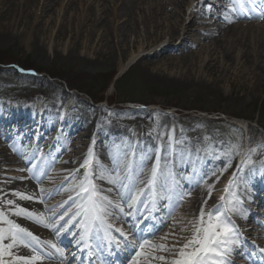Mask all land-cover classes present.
Returning <instances> with one entry per match:
<instances>
[{"label":"bare ground","instance_id":"obj_1","mask_svg":"<svg viewBox=\"0 0 264 264\" xmlns=\"http://www.w3.org/2000/svg\"><path fill=\"white\" fill-rule=\"evenodd\" d=\"M66 1L68 9L73 6L75 0ZM113 1L111 9L107 12L103 6L92 10L90 0H81L83 7L81 21L77 24L66 25V48L70 52L79 50L85 54L92 52L96 58L107 54L113 55L116 59L118 74L124 73L136 61L142 62L145 68L154 65L151 72L156 78L168 79L173 83H182L191 78L193 64H198L197 76L205 77L214 84L227 83L230 87L235 86L246 96L251 94L255 88L258 89L264 85V19L260 18L264 14L263 0H212L214 5L202 0ZM47 2L48 0L41 1L43 9L47 7ZM225 4L228 6H224ZM222 7L228 9V12L221 11ZM212 11L218 13L215 19H209ZM191 37H194L193 41L190 40ZM234 49L236 50L233 51ZM128 51H130L129 54ZM161 53L166 55L160 57ZM174 68L177 69L174 74L168 73ZM71 107V103L59 101L51 109L42 110L40 105L32 107L9 106L5 101L0 100V131L6 138V141L0 142V144L8 146V149L0 147V213L3 214L5 220L13 221L32 232L41 241L40 245L45 247H50L51 244L58 245L56 249L52 248L53 253L50 254V257L54 259L53 263L45 261L44 254L39 255L38 246L31 240L28 243L32 247L16 245L12 249L14 256L32 257L38 255L41 259L37 260L35 264H65L70 251L76 255L81 253L83 241L79 240L88 235L86 232L81 235V228L76 226V221L79 219L77 218L74 227L71 226L74 228L71 239L74 244H78V242L80 244L77 245V249L71 250L66 248L68 240L65 243L61 242L62 234L47 238V234L42 235L43 224L35 222L34 219L30 220L14 214L18 208H24L31 213L42 214L46 224L51 221V218L45 214L44 205L41 204L44 191L50 189L48 184L44 186H34L30 182L15 184L10 179L19 178L18 174L2 173V170L15 172L17 169L12 164L16 161L26 165L32 173L36 170L40 172L43 169L42 166L39 167L42 162L49 163L53 160L58 162L56 164L58 173L63 174L67 180L52 191L63 187L60 195L62 196L61 205L72 208L76 207L78 200H81L79 198L85 195L83 193L76 198L67 200L70 197L71 189L83 182V177L87 172L91 183L96 185L97 191L112 201V205H108L107 208L111 207L118 211L120 223H126V220L129 224L128 227L133 228L137 220L145 219L144 223L139 225L138 230L134 231L137 247L140 242L147 241L145 246L164 245L167 248L168 244L164 240L170 239L166 235L170 231L167 229L171 228H161L158 232L157 230L162 226L164 214L166 211H172L177 200L168 193L165 183L173 180V170H181V168L186 171L185 175H187L183 176L186 181H189L190 178L191 181L194 180L193 176H195L196 170L193 169V166H198L200 161V175H197L196 178L217 170L216 174L202 178L203 181L201 180L197 186L193 185L194 182L190 184L187 182L179 188L177 192H185L184 196L189 199V209H184L180 214L182 216L180 219L183 221L181 223L170 222L167 219L169 224H181V226L175 225L177 229H172V236L178 238L177 242L183 245L191 237L192 221L199 217L201 209L205 213L208 212V206L221 198L220 195L225 186H218L217 183L222 180L221 176L227 167L219 166L220 160L212 157L205 149H200L196 140L190 138L181 144L178 137H173L167 116L155 115L154 124L147 131L139 129L136 125L119 127L107 122L99 127L88 129L83 124L84 116L67 120L71 114ZM61 111H63V118L60 121V129H51L52 124L57 121V114ZM94 113L97 116L98 110ZM34 116L38 120L35 118L32 123L26 122ZM101 119L99 116L97 120L101 121ZM240 125L245 126L243 122ZM73 132L75 133L72 139L76 143L68 149L67 145L63 146V143ZM59 149L62 154L55 158ZM39 151L40 153H38ZM90 152L92 153L91 157L88 155ZM147 152L158 154L159 168L153 188L156 192L157 188L160 191L158 200H154L153 207L148 210H146V203L149 199L146 198V193L151 189L147 178L152 174L151 169L154 166V161L148 160ZM87 156L93 159L92 170L78 169L76 164ZM59 158H61L60 161H58ZM242 162L239 164L238 169L240 170L231 180V187L230 185L228 187L230 192L225 197V210L229 207L230 201H235V197H240V194L243 193L242 189L245 183L255 190L253 194L256 196L253 195L250 203L259 205L264 210V200L261 198L264 195L259 197V194H256L259 185L264 182V169H258L256 173H252L251 169L258 166V159L247 164ZM93 172L102 175L103 179L96 178ZM216 189H221V191L217 195H212ZM141 190L143 192L134 205V213L126 215L129 206L127 209L115 205L120 203L129 205L127 196ZM209 191H211V198H209ZM15 193L34 197V199H20ZM50 193L52 192L49 191L48 195ZM9 200L13 203L8 204ZM161 201L163 202L162 207L165 206L166 211L157 210L156 204ZM206 201L209 202L208 205H205ZM80 208L81 206L70 214L68 219L71 221L76 219V213ZM238 208L237 213L230 212V214L236 219L234 223L238 229L239 240L244 241L251 235L250 229H253V225L250 221L254 218L242 214L240 203ZM247 217H250V221ZM261 217L264 218V211ZM0 227L7 228L8 225L0 222ZM145 230L148 233H145ZM88 236V245L92 246L89 249L93 250L100 241L99 231L94 229ZM154 237H159L161 240L151 242ZM58 239H61L60 243ZM10 242V239L4 241L5 244ZM259 244L264 252V241ZM237 250L235 248L234 251ZM157 251V254L142 251L141 255H135L126 263L132 264V261L135 260L137 264H170L166 259L164 261L141 260L148 256L150 258L153 256L167 258L166 255L170 252ZM130 253L128 251V254ZM160 253L165 255H160ZM238 254L240 253L238 252ZM95 256L98 254L93 256L90 253L89 257L93 259ZM4 259L8 261L14 257L5 256ZM124 260L125 256L120 258L116 264H125ZM229 261L237 263L232 259Z\"/></svg>","mask_w":264,"mask_h":264},{"label":"rangeland","instance_id":"obj_2","mask_svg":"<svg viewBox=\"0 0 264 264\" xmlns=\"http://www.w3.org/2000/svg\"><path fill=\"white\" fill-rule=\"evenodd\" d=\"M41 1L42 0H0V51L10 53L14 59L13 62L15 63L23 62L25 60L30 61V63L34 65V68L32 69L35 70V72L30 75L39 78L45 77L47 80L51 79L44 72L45 69H49L51 72L59 70L61 72L66 71L70 72L72 75L73 73H78L80 74L79 76L83 75L84 77L115 74L114 80L120 79L128 72L130 75L124 81V83H126L124 87L126 89L124 90L125 96L117 94L114 91V88L110 86L104 95V100L101 103H93L89 97L70 91L67 87L61 84L56 86L57 90L55 92H49L39 88L20 86L11 80L0 78V100L5 101L9 106L24 105L26 107H32L40 105L42 110L51 109V107L59 101L68 104L71 103V114L67 117V120L84 116L83 124L84 127H87L88 129L99 127L107 122L119 127L136 125L139 129L147 131L152 128L155 115L167 116L169 119V128L172 131L173 137H178V141L181 144L192 138L198 142L200 149H205L212 157L220 160V163L218 164L219 166L224 165L227 167V170L221 176L222 180L217 183L218 186H225L224 191L220 195L221 198L224 197V199L222 200L220 198L216 203L208 206L209 210L206 214L215 213L216 209L221 205L224 206L221 208V211L226 212V202H224L225 197L228 192H230L228 187L232 178L238 171L239 164H241L243 160L247 161L249 158L251 162L258 159V166L251 169L252 173H256L258 169H264V136L262 135L264 131L260 128H264V119L262 120L259 115V105L262 104V106H264V85L258 89L255 88L251 94L246 96L235 86L230 87L227 83L214 84L208 81L205 77L201 78V76H197L196 69L199 66L198 64H193L194 69L191 71L192 77L182 83H173L168 79L164 80L156 78L155 75H153V72H151L154 65L145 68L140 61H136L124 73L118 74L115 56L107 54L96 58L92 52L87 54L83 53L81 50L70 52L66 48V25L69 23L77 24L83 17L81 0H75L73 6L68 9L66 8V0H48L45 9L42 8ZM202 1H207L214 5L212 0ZM90 2L92 3V10L103 6L107 12L111 9V3H114L113 0H98V3L97 0H90ZM224 6L228 5L225 4ZM85 8L86 7L84 6V9ZM194 10L196 11V9ZM221 11L228 12V9L222 7ZM217 15V12L212 11L209 15V19H215ZM190 40L193 41L194 37H191ZM235 50L236 49L233 51ZM129 53L130 51H128V54ZM233 53L235 54V52ZM163 55L166 54L161 53L159 56L162 57ZM176 70L177 69L174 68L168 73L174 74ZM122 97L130 99L129 102H126L127 104L122 105L123 108L145 110L146 113L125 112L120 116L113 113L112 109L115 106L114 103L117 101L121 102ZM148 103L149 105L143 106V104L145 105ZM97 110L98 115L96 116L94 112ZM62 112L63 111L57 114V121L52 124L51 129H60V121L63 118ZM99 116L102 118L101 121L97 120ZM35 118L36 116L26 122L32 123L35 120H38V118ZM242 122L245 126L240 125ZM246 124L257 129L259 127L260 130L258 129L257 134L255 133L254 136H251L248 128H246ZM75 132L70 134L65 140V143H63V146L65 144L69 149L71 148V145L76 143L72 139ZM5 141L6 138L4 137V134H2V131H0V142L3 143ZM0 147L8 149V146L3 144H0ZM57 152L55 158H58V156H61L62 154L61 149ZM244 152L245 154L243 155ZM38 153H40V151ZM147 154L149 155L148 160L154 161L153 168L156 167L158 154L156 152H147ZM72 156L75 157L76 155ZM86 158L89 157L87 156L85 159ZM13 159L16 161L15 158ZM85 159L76 164L78 169H82L81 165ZM60 160L61 158L58 159V161ZM44 163L45 162H42L39 166L43 167L40 172L39 170H36L33 173L30 172L27 166L23 165L20 161H16L12 164V166L17 169L15 172L2 170L3 174H18L17 176H20L17 179L8 178L15 184L30 182V184L34 186H44L45 184L50 186L49 191L52 193L48 195L49 191H44V197L41 204L44 205L43 209L45 214L51 218V221L48 222V227L44 226L41 228L44 231L42 235L45 236V234H47V238L49 236L53 238L62 234V240L58 239V242L60 243L61 240L62 243H65L66 240H68L69 242L67 243L66 248L74 250V247H76L79 242L78 244L72 242V230L74 228L71 226L75 225L74 222L79 218L78 221H76V226L78 225L79 228H81V235L85 234V228L88 229V235L94 229L99 231L100 241L97 245L98 248L95 252H92V255L99 254L97 250L100 248L101 252L98 256L91 259L90 262V260H87V255L82 256L80 260L78 258L77 261V255L70 251L69 256L66 258V264H107L109 263V260L104 254L110 255V253L111 256L115 254L120 257L125 256L124 263L127 264L128 262L126 263V261H130V259L136 255V252L140 251L139 247L133 248L132 243L133 241L136 242L134 231L139 228V225H142L144 220H137L133 228H130L128 227V221L125 220L126 223H120L118 218L119 214L116 209H112L111 207L107 208V211L110 214L106 217L108 223L111 225L116 224L115 226L112 225V230L109 234L111 242L109 241V238L105 237L102 229L94 227L90 223H86L82 215H77L76 219L73 221L69 220L68 216H70L75 210L79 209L85 201L82 200V198H79L81 200H78V205L74 208L61 205L62 196L60 195L63 187L57 191L52 190L62 185L67 178H64L63 174L58 173V166L56 165L58 162L56 163V161L53 160L49 163H45V165ZM183 169L184 168H181V170H173V180L165 183L168 193L177 200L176 206L172 211L167 212L165 206L162 207V201L156 204L158 211H166L162 226L159 227L157 232L161 228H171L167 229L170 231L169 234L167 233L166 235L170 239L164 240L168 244L169 249H178L182 246L177 242L178 238L172 236V229L175 228V225L181 226V224H177L183 222L180 219V217H182L180 214L184 209L188 210L190 205L188 197L184 196L185 192H177V190L183 187L187 182L189 184L194 182L193 185L197 186L202 178H206L208 175L210 176V174H216L217 171L215 170L210 174L206 173L199 178H196L197 175H200L199 161L198 166H193V169L196 170L195 176H193L194 180L191 181L190 178L189 181H186L183 177L186 171ZM257 177H259V174H257ZM151 178L152 174L147 178L148 182ZM78 186H74L71 189L70 197L67 200L79 196L78 193L80 189ZM220 191L221 189H216L212 192V195H217ZM242 191L243 193L240 194V197L233 196L240 202V206L243 210L242 214L254 218V220L250 221V217H247L248 220L252 222L253 229H250L251 235H249L247 240H239L234 246V248L238 249L237 251L240 254H238L237 251H233L228 258L237 262L230 264H264V252H262V248L259 246V243L264 241V218L261 217L264 210L259 207V205L256 206L255 204L250 203V200L253 199V193H255L253 188L245 183ZM159 192L160 191H158L157 188V192L154 189L149 190V192L146 193V198L149 199L146 203V210L153 207L154 200H158L157 197ZM256 194H259V197L264 195V182L259 185ZM84 195L87 196L88 194L84 193ZM133 195L134 193H130L127 196L129 203H131ZM261 198L264 200V196ZM208 204L209 202L206 201L205 205ZM115 205L128 209V203L127 205H122L121 203ZM134 205L127 210L128 212L126 215L135 212ZM188 214L189 212L187 215ZM227 215L230 216L233 222L236 221L230 212H227ZM115 216H117V218H115ZM61 217L63 218L61 219ZM167 219L170 222L175 221L177 223H175V225L169 224ZM68 220L71 222L69 223ZM116 229H122L123 232L127 234V241H125L124 237L121 236ZM144 232L148 233L146 230ZM88 235L87 237H81V239H84V242H88ZM152 239L151 242H156L160 238L154 237ZM117 241L119 242L118 244ZM37 246L40 250L39 255L41 256L44 254V260L53 263L54 259L50 257V254L53 253L52 248L40 244ZM56 247H58V245ZM104 248L107 249L106 252L103 251ZM128 251L131 253L128 254ZM143 252L153 254L158 253L157 250L148 246H145ZM160 255L165 254L160 253ZM166 256L168 262L175 258L174 253L171 251ZM144 259L151 258L148 256L141 260ZM115 263L116 262H114V264Z\"/></svg>","mask_w":264,"mask_h":264},{"label":"snow or ice","instance_id":"obj_3","mask_svg":"<svg viewBox=\"0 0 264 264\" xmlns=\"http://www.w3.org/2000/svg\"><path fill=\"white\" fill-rule=\"evenodd\" d=\"M261 19H264V14L261 15ZM89 157L92 156L90 152ZM243 164L251 163L250 158L247 161H243ZM93 159L86 158L81 167L92 170ZM159 168V160H157V167L152 169V178L148 182L149 188L154 190L153 185L156 182V177ZM240 169H238L239 171ZM96 178L103 179L102 175H98L97 172H93ZM113 183L115 181H112ZM79 193H87V196H81L82 200L86 201L81 205L80 210L76 213L82 215L86 223H90L94 227H98L103 230L105 237L109 238L111 242L110 232L112 225L108 223L106 217L109 215L107 206L112 205V201L108 200L107 197L102 196L96 189V185L91 183L88 173L86 172L83 177V182L79 184ZM231 187V184H230ZM143 190L137 191L129 203L131 208L142 195ZM20 199H34L21 193H15ZM209 198H211V191H209ZM222 200L224 197L221 198ZM8 204L13 202L9 200ZM239 201H230L227 211H221L224 206L221 205L215 211V213H205L201 209L199 217L192 221V235L186 240V242L179 249H169L164 245H148V247L155 250L171 251L174 253L175 258L170 261V264H230L228 257L231 256L235 250L234 246L239 242V233L236 224L231 220L227 212L237 213L239 211ZM17 216H24L27 219L35 220L37 223L43 224L48 227L49 225L44 223L42 214H34L24 208H18L15 213ZM63 217H61L62 219ZM0 222L6 223L7 228L0 227V264H35V262L41 259L40 256L34 255L32 257H21L14 256L12 249L22 244L26 247H32L29 240L34 241L37 245L41 243L39 239L27 229L21 227L19 224L5 220L2 213H0ZM121 236L127 241V234L122 229H116ZM183 231V229H182ZM85 232L88 229L85 228ZM10 239L11 242L5 244L4 241ZM119 242L117 241V244ZM147 241H142L138 244L140 251L136 252V255H141L145 248ZM51 248L56 249V245L51 244ZM132 247H137L135 241L132 243ZM33 251L35 249L33 248ZM57 251H59L57 249ZM5 256L14 257L12 260L6 261ZM151 259H157L164 261V256H153ZM132 264H137L135 260Z\"/></svg>","mask_w":264,"mask_h":264},{"label":"trees","instance_id":"obj_4","mask_svg":"<svg viewBox=\"0 0 264 264\" xmlns=\"http://www.w3.org/2000/svg\"><path fill=\"white\" fill-rule=\"evenodd\" d=\"M13 60L14 59L10 53L0 51V78H6L20 86L39 88V89L49 91V92L51 91L55 92L57 90L56 86L61 84L67 87L70 91H74L79 95H85L89 97L93 101V103H101L104 100L105 98L104 95L106 94L110 86L114 88V91L117 94L121 96H125L124 90L126 89L124 87L126 83H124V81L130 75L127 72L120 79L114 80L115 74H108L107 76L94 75V76L84 77L83 75L79 76L80 74L78 73H73L71 70L70 71L73 73V75L70 72H66V71L61 72L59 70V71L51 72L49 69H45L44 72L51 79V80H47L45 77L39 78L35 76L20 74L14 67L21 68L22 70H28L27 68L34 70L32 69L34 68V65L30 63V61L28 60L27 61L25 60L23 62H18V63L13 62ZM69 75H72V76H69ZM159 97H162V96H159ZM129 100L130 99H128L127 97H122L121 102L119 101L115 102L114 103L115 106L112 109L113 113L117 114L118 116H120L121 114L125 112L126 113H133V112L146 113L145 110H134L130 108H123L122 105H125L126 102H129ZM147 105H149V103L145 105L143 104V106H147ZM259 108H260L259 115H260V118L263 120L264 119V106L260 104ZM247 128L251 136H254L255 133L257 134V130H258L257 128H253L250 125H248ZM261 128L264 130L263 127Z\"/></svg>","mask_w":264,"mask_h":264},{"label":"water","instance_id":"obj_5","mask_svg":"<svg viewBox=\"0 0 264 264\" xmlns=\"http://www.w3.org/2000/svg\"><path fill=\"white\" fill-rule=\"evenodd\" d=\"M15 69H17L16 67H14Z\"/></svg>","mask_w":264,"mask_h":264}]
</instances>
